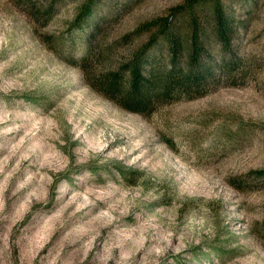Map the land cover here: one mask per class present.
I'll use <instances>...</instances> for the list:
<instances>
[{"label":"rangeland","instance_id":"1","mask_svg":"<svg viewBox=\"0 0 264 264\" xmlns=\"http://www.w3.org/2000/svg\"><path fill=\"white\" fill-rule=\"evenodd\" d=\"M84 2L0 0V264H264V0H100L76 27ZM193 15L211 91L141 114L90 85L156 20L188 55Z\"/></svg>","mask_w":264,"mask_h":264},{"label":"trees","instance_id":"2","mask_svg":"<svg viewBox=\"0 0 264 264\" xmlns=\"http://www.w3.org/2000/svg\"><path fill=\"white\" fill-rule=\"evenodd\" d=\"M99 3L100 0H85L76 18V27L93 21V10ZM154 24L153 33L130 66L99 73L90 83L97 92L120 107L141 114L183 96L199 97L208 93L212 90L216 72L227 66L224 59L215 63L210 61L204 31L195 15L191 17L188 55L183 36L172 25V18L156 20ZM210 25L222 44L228 43L233 24L219 4L215 5V19ZM83 40L86 52L77 65L87 74L85 64L91 50L88 38Z\"/></svg>","mask_w":264,"mask_h":264}]
</instances>
